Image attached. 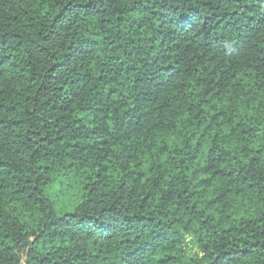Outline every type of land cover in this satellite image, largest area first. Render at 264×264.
<instances>
[{"label": "trees", "instance_id": "16d2710c", "mask_svg": "<svg viewBox=\"0 0 264 264\" xmlns=\"http://www.w3.org/2000/svg\"><path fill=\"white\" fill-rule=\"evenodd\" d=\"M0 264H264V0H0Z\"/></svg>", "mask_w": 264, "mask_h": 264}]
</instances>
